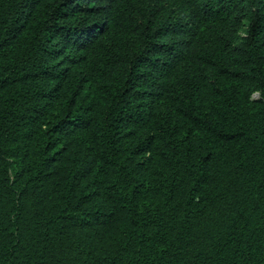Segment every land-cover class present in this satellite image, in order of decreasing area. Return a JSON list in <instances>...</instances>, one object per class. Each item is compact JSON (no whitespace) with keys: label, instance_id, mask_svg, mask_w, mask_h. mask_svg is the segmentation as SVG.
Returning a JSON list of instances; mask_svg holds the SVG:
<instances>
[{"label":"trees","instance_id":"1","mask_svg":"<svg viewBox=\"0 0 264 264\" xmlns=\"http://www.w3.org/2000/svg\"><path fill=\"white\" fill-rule=\"evenodd\" d=\"M0 264H264V0H0Z\"/></svg>","mask_w":264,"mask_h":264}]
</instances>
